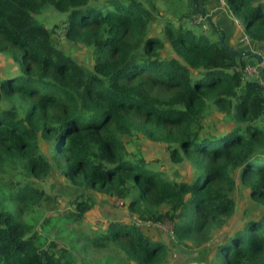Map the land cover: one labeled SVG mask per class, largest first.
Masks as SVG:
<instances>
[{
	"label": "trees",
	"instance_id": "1",
	"mask_svg": "<svg viewBox=\"0 0 264 264\" xmlns=\"http://www.w3.org/2000/svg\"><path fill=\"white\" fill-rule=\"evenodd\" d=\"M159 1L0 0V264H77L49 234L86 216L101 227L80 235L87 245L114 242L134 264H169V243L131 220L105 221L86 192L64 216L39 214L43 201L60 199L42 186L53 167L134 218L169 222L176 246L215 236L207 264H264V83L245 71L254 58L264 77V55L236 46L193 4L156 32ZM227 3L264 47V0ZM48 9L65 16L61 37L91 51L92 67L55 43L41 21ZM199 16L208 28L188 25ZM145 140L184 163V178L155 169L159 160L139 152ZM237 186L259 209L243 224L230 222Z\"/></svg>",
	"mask_w": 264,
	"mask_h": 264
},
{
	"label": "rangeland",
	"instance_id": "2",
	"mask_svg": "<svg viewBox=\"0 0 264 264\" xmlns=\"http://www.w3.org/2000/svg\"><path fill=\"white\" fill-rule=\"evenodd\" d=\"M220 3L221 0H175V5L172 7V9H167L168 5L165 4L164 1L160 0L158 2V7L160 8L161 13L159 12L160 14H158L155 30L156 32L161 31L162 25L160 24V21L163 22L164 19H166V16L169 18H174L173 11L177 12V14L183 13L187 11L188 8L192 7L193 4L204 11L205 14H207V12H211V15H213V13L216 11V6ZM159 15L161 16L159 17ZM203 17L207 21V18L205 16ZM233 18H235L237 22L240 21L241 24L239 22L238 24L245 26V22L241 13L233 15ZM64 19V15L54 11L53 9L46 10L41 16V21L48 27L49 30L52 31L53 35L55 36V43L66 49V52L70 54L76 61L92 67L93 58L91 51L79 46L71 48L67 44L65 37H61L64 34V28L61 26ZM187 22L188 25L194 27L195 29L203 28L202 24L199 25V23L194 22L193 18L188 19ZM240 28L244 29L243 27ZM242 45L245 46L244 43H242ZM0 66L4 67L6 65ZM253 78L255 77L253 76ZM221 125L222 124L219 123V126ZM44 147L47 150L51 149L49 144H45ZM138 149L140 150L139 152L145 157L149 159H158L159 161L155 163L153 162L152 166L155 169L163 168L167 175L184 178L185 171L187 173L188 167L186 168L184 163L173 164L162 146L145 140ZM9 170L10 169H8V171ZM5 177H10L9 173H7V176H4V178ZM191 177L189 179H191ZM42 186L47 193L52 195L58 194L60 196V199L53 200L51 203L43 201L42 204L37 207V212L39 214H44V216L66 215L72 210V204L70 203V200L80 193L86 192L93 196V200L97 203L96 215L102 217L105 221H112L114 219H134V216L131 214V212L124 205L122 206L123 202L120 204L118 203L119 200L108 201L100 197V194L97 191H86L85 189H81L77 186L69 184L65 179L61 178L60 171L55 169V167H53L51 174L45 179ZM235 195L238 206L234 216L230 219V222L235 221L237 224H243L244 218L247 215V211L248 213L252 211L257 212L259 209L250 202L248 191L244 187L237 186ZM8 206L10 210H13L16 204L9 201ZM96 219L97 218L94 216H86L82 222H74L72 224L65 222L64 224L67 225V228L62 229L59 232H57L56 228L52 229L49 234V239L56 240L71 248V250L78 257L77 264H134L114 242H109L106 248L87 245V240L80 235L84 233L85 235H92V237H94L97 229L100 230L101 228L97 224ZM170 226L171 224L167 222L158 224L156 227H150V232L152 234L159 237L162 241L169 243L171 246L169 264H207V262L211 260L212 248L216 243L215 236L212 238L213 241L205 246H176V244L174 245L172 242L173 237L171 236V231L168 230ZM72 228L74 229L73 231H71ZM72 241L74 244H72Z\"/></svg>",
	"mask_w": 264,
	"mask_h": 264
},
{
	"label": "crops",
	"instance_id": "3",
	"mask_svg": "<svg viewBox=\"0 0 264 264\" xmlns=\"http://www.w3.org/2000/svg\"><path fill=\"white\" fill-rule=\"evenodd\" d=\"M215 10L216 11L213 13V15H211V12H207V14H209L207 16L211 18L212 23L224 29V31L229 33L232 38L234 37L236 46H241L242 45L241 38L247 34L244 29L240 28L243 26L238 24L239 21L237 22V20L233 18V15L228 11L227 0H221V3L216 6ZM244 45H248L246 47H248L252 51V55H254V53L256 52H258L257 53L258 57L264 55L263 46L257 45L252 41ZM258 57L256 56L257 59H259ZM250 62L252 64L254 63L253 65H251L255 71V74L253 76L256 77V79H258L261 83H264V77L263 74L261 73V69L258 62H256L254 58H250Z\"/></svg>",
	"mask_w": 264,
	"mask_h": 264
},
{
	"label": "built area",
	"instance_id": "4",
	"mask_svg": "<svg viewBox=\"0 0 264 264\" xmlns=\"http://www.w3.org/2000/svg\"><path fill=\"white\" fill-rule=\"evenodd\" d=\"M193 20H194V22L199 23V25L202 24V27L204 29H206V28L209 27L207 21L205 20V18L203 16L195 17V18H193ZM241 42L244 43V44H248V43L251 42V39L247 35H245V36H243L241 38ZM245 71H246L247 76H249V77L251 76V78L253 77L254 72H255L254 71V68L251 65H248L246 67ZM118 203L122 204V201H118ZM134 223H135V225H137L140 228H144V227H156L158 225L156 223H152L151 221H143V220H140V219H137V218H134ZM168 230L171 231V236L173 237L172 227L170 226L168 228Z\"/></svg>",
	"mask_w": 264,
	"mask_h": 264
},
{
	"label": "water",
	"instance_id": "5",
	"mask_svg": "<svg viewBox=\"0 0 264 264\" xmlns=\"http://www.w3.org/2000/svg\"><path fill=\"white\" fill-rule=\"evenodd\" d=\"M234 52H236L235 50H233ZM262 67L264 68V62H262Z\"/></svg>",
	"mask_w": 264,
	"mask_h": 264
},
{
	"label": "clouds",
	"instance_id": "6",
	"mask_svg": "<svg viewBox=\"0 0 264 264\" xmlns=\"http://www.w3.org/2000/svg\"><path fill=\"white\" fill-rule=\"evenodd\" d=\"M132 222H134V219L133 220H131ZM144 221V220H143ZM135 224V223H134Z\"/></svg>",
	"mask_w": 264,
	"mask_h": 264
}]
</instances>
